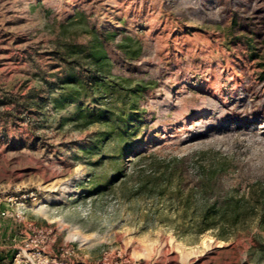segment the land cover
Segmentation results:
<instances>
[{"label":"rangeland","instance_id":"obj_1","mask_svg":"<svg viewBox=\"0 0 264 264\" xmlns=\"http://www.w3.org/2000/svg\"><path fill=\"white\" fill-rule=\"evenodd\" d=\"M0 264H264V0H0Z\"/></svg>","mask_w":264,"mask_h":264},{"label":"trees","instance_id":"obj_2","mask_svg":"<svg viewBox=\"0 0 264 264\" xmlns=\"http://www.w3.org/2000/svg\"><path fill=\"white\" fill-rule=\"evenodd\" d=\"M210 173H212L213 171L212 170H210L209 171ZM210 177H208V179H209ZM239 200H224V202H222L221 204V207H220V211L221 212H225L227 209H232V211H238V207H239Z\"/></svg>","mask_w":264,"mask_h":264}]
</instances>
